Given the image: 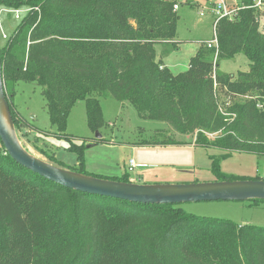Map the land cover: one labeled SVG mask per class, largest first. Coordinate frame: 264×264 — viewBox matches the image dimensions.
<instances>
[{"label": "trees", "instance_id": "16d2710c", "mask_svg": "<svg viewBox=\"0 0 264 264\" xmlns=\"http://www.w3.org/2000/svg\"><path fill=\"white\" fill-rule=\"evenodd\" d=\"M174 2L0 0L9 8L31 7L0 44L15 128L8 93L19 81L35 82L50 124L61 133L81 100L87 125L97 131L104 123L99 98L111 97L129 102L140 118L194 134L195 145L219 148L221 157L232 151L264 156V31L254 11L218 21L215 63L214 48L204 45L187 70L174 74L155 52L157 44L176 47ZM240 53L247 71L217 70L219 59ZM219 95L242 100L225 104ZM157 134L140 146L182 144ZM69 149L77 160L70 170L88 174L85 146ZM215 162L218 180L237 179L219 174ZM94 176L129 181L127 172ZM0 264H264V227L194 215L175 204L76 191L16 163L0 141Z\"/></svg>", "mask_w": 264, "mask_h": 264}, {"label": "rangeland", "instance_id": "374dc122", "mask_svg": "<svg viewBox=\"0 0 264 264\" xmlns=\"http://www.w3.org/2000/svg\"><path fill=\"white\" fill-rule=\"evenodd\" d=\"M211 3L212 0H181L179 9L175 11L176 47L171 44L155 45L156 58L161 59L172 73L187 70L189 58L207 41L213 39L212 16L199 15V10ZM16 7L9 8L0 4V44L11 33L22 15L31 9L26 5ZM12 10L19 11L18 18L14 17ZM259 24L260 31H264V23ZM206 57L209 59L211 55ZM248 69L249 61L241 53L232 58L218 60L217 70L221 73L236 74ZM10 93L11 90L8 93L9 102L19 120L16 128L20 140L34 155L61 168H74L77 164L76 153L69 147L71 144H83L85 172L90 175L112 178L113 176L108 174H118L126 167V171L130 173L129 181L130 177L142 174L143 181L210 182L218 180L212 166L216 161L219 174L237 179L256 176L264 178V156L232 151L221 157L223 151L219 148L195 145L194 134H178L164 122L138 117L134 107L127 101L120 102L111 97L99 98L104 123L98 128L101 136L97 137L96 130L92 131L87 125L84 101H77L71 107L65 131L61 133L50 124L41 86L35 82L19 81L15 84V94L10 97ZM219 98L224 100L225 104L242 100L237 96L232 100V97L222 95H219ZM154 133H161L162 136L182 144L170 145L167 149L164 148L161 154H156L150 148L134 147L140 146ZM109 140H112L115 146L108 145L112 144ZM129 159H133L137 164L133 169L128 167ZM175 206L194 215L229 219L240 225L253 224L264 227V200L261 199L191 201Z\"/></svg>", "mask_w": 264, "mask_h": 264}, {"label": "water", "instance_id": "95a60500", "mask_svg": "<svg viewBox=\"0 0 264 264\" xmlns=\"http://www.w3.org/2000/svg\"><path fill=\"white\" fill-rule=\"evenodd\" d=\"M97 137L101 135L96 131ZM0 141L7 154L18 164L64 187L93 195L135 203L178 204L204 200H264L263 179L215 180L190 183H138L64 169L49 163L26 148L18 137L8 102L0 63Z\"/></svg>", "mask_w": 264, "mask_h": 264}, {"label": "built area", "instance_id": "2783aa9c", "mask_svg": "<svg viewBox=\"0 0 264 264\" xmlns=\"http://www.w3.org/2000/svg\"><path fill=\"white\" fill-rule=\"evenodd\" d=\"M181 0H175L172 8L177 10L179 8V3ZM241 9H252L255 13V19L259 23H264V0H214L211 4L203 6L199 10L200 16L211 15L212 16V27H213V39L206 42L205 46L208 48H214V54L212 61L214 63L217 59V39H216V25L220 19L233 20L238 11ZM6 11V10H5ZM14 17L18 18V10H12ZM260 27V24H259ZM5 37V34L2 33ZM129 166H134L133 159H129Z\"/></svg>", "mask_w": 264, "mask_h": 264}, {"label": "crops", "instance_id": "0c3cea01", "mask_svg": "<svg viewBox=\"0 0 264 264\" xmlns=\"http://www.w3.org/2000/svg\"><path fill=\"white\" fill-rule=\"evenodd\" d=\"M212 1H214V0H212ZM179 9V8H178ZM177 9V10H178ZM177 10H175V11H177ZM165 65V64H164ZM15 94V93H14ZM15 105V104H14ZM17 109V108H16ZM112 140H109V142H111ZM194 143V142H193ZM108 145H113V146H115V144L113 143V141H112V144H108ZM135 148H146V149H148V148H150V150H152L153 152H155L156 154H161L163 151H164V148H168V147H170V145H165V146H160V145H157V146H134ZM155 150V151H154ZM84 163H85V165H86V159L84 158ZM137 164H135V161H134V166L132 167H130L129 166V163H128V167H130V168H134L135 166H136ZM123 172H127L128 174H129V176H130V173L128 172V171H126V167L121 171V172H119L118 174H115L116 172H114V173H110V174H108L109 176H119L120 174H122ZM138 176V175H137ZM137 176H135V177H130V181H132V182H138V183H161L160 181H153V180H144L143 181V175L142 174H139V176H138V178H137ZM170 182H172V181H170ZM177 182V181H176ZM164 183H166V182H164Z\"/></svg>", "mask_w": 264, "mask_h": 264}]
</instances>
